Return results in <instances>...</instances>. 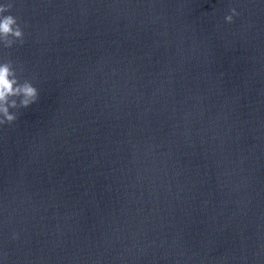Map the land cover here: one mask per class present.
I'll list each match as a JSON object with an SVG mask.
<instances>
[{
    "label": "clouds",
    "instance_id": "1",
    "mask_svg": "<svg viewBox=\"0 0 264 264\" xmlns=\"http://www.w3.org/2000/svg\"><path fill=\"white\" fill-rule=\"evenodd\" d=\"M12 8V3L0 4V48L3 49L12 48L17 42H25L18 18L12 14L5 15ZM230 12L225 17L229 23L233 21V16L238 15L235 8L230 9ZM38 99V89L30 80H21L14 62L11 59L0 61V125H11L17 120L16 112L11 109H26L37 103Z\"/></svg>",
    "mask_w": 264,
    "mask_h": 264
}]
</instances>
